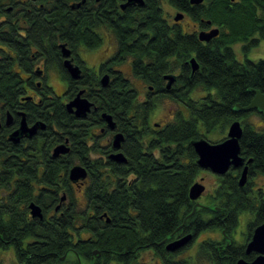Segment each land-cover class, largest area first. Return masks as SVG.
<instances>
[{"label":"flooded vegetation","instance_id":"flooded-vegetation-1","mask_svg":"<svg viewBox=\"0 0 264 264\" xmlns=\"http://www.w3.org/2000/svg\"><path fill=\"white\" fill-rule=\"evenodd\" d=\"M154 9L159 11L164 22L162 25L166 31L164 34L166 42L170 40L172 31H178L183 39L184 51L187 45L192 47L195 45L199 48L192 51V56L187 62L188 76L191 78L201 71L200 60L205 55L213 54L214 58L217 57L216 61L220 58L230 59L241 64L243 69H248L251 63L264 61L262 53H257L264 42L261 38V31L264 32V0H0V80L6 82V86L3 87L4 92L0 89V93L10 94L8 81L10 78L19 80L13 86L14 92L19 96L15 102L0 101V153H3L2 163L0 162V180L5 181L3 184L0 183V203L2 201L18 202L19 208L23 210L25 206L21 200L23 195L21 192L18 194V191H24L26 186L33 188L37 193L41 189H49L41 181L45 170L42 166L43 157L54 158L53 149L60 144H67L71 148L69 153L72 152L73 142L70 137L64 138L63 142L58 143L50 151L31 150L34 143L39 145L42 140L45 143L50 135L58 134L55 124L56 112L52 109L54 103H46L44 100L53 101L55 97H58L66 108V105L83 91L82 98L88 99L93 104L88 116L94 112L99 114L100 119H89L88 116L85 119H77L75 115L68 112L67 108L66 110L70 116L74 117V120L84 126V132L88 135L86 138L88 145H96L98 148L97 151L91 152V162L99 160L100 165L108 164L109 161L120 164L112 160L111 156L122 153L128 159V153L124 148L125 133L114 118L116 128L111 130L107 126L102 118L105 112L98 111L99 107L93 101L94 97H100L103 89L110 86L118 75L130 77L138 101L152 102L156 105L155 110L159 106L157 102L159 97H172L175 96L173 90L181 92L186 89V85L181 81L184 77L182 68L174 73L165 74L161 93H157L158 91H155L153 86L145 84L135 75L133 65L138 60L146 61L148 55H152L153 50L149 54L143 51L123 54L120 49L121 46L132 45L148 50L159 42V37L153 30L160 25L143 21ZM61 14L69 21L67 26L71 37L73 29L81 27L97 36L96 39L90 41L97 46L90 49L86 44H78L72 48L69 43L60 42L59 28L64 27V24L59 23ZM251 14L259 21L254 24L252 31L248 23ZM61 45H65L70 51L68 60L80 69V79H73L65 68L66 58L62 54ZM191 59H195L199 65V69L195 72L190 63ZM125 65L129 68L127 73L122 69ZM243 74H246L245 71ZM166 75L176 77L170 90L166 87L168 83L165 79ZM105 76L110 78L107 87H103L101 83ZM92 77L98 80L99 85L97 83L94 87L91 83L87 85ZM138 82L144 85L141 91L137 87ZM55 83L63 87L62 92L57 91ZM70 89H74L75 95L67 98L66 94ZM197 89L200 90L195 87L190 95L195 94ZM252 90H248L253 93L249 104L255 98ZM175 100L184 107L182 101ZM249 104H236L229 124L230 127L232 123L238 121L243 129L239 140L242 166L232 165L226 173L217 174L211 169L202 168L198 164L199 156L196 154L200 170L195 183L203 185L204 191L195 202L192 201L193 210L196 205L198 207L193 214L186 217L184 226L187 228L180 227L179 230L182 229L180 235L172 240L192 234L193 238L188 245L193 244L196 255L204 256L209 264H237L239 260L252 263L261 255L257 251L248 253V246L253 240L256 229L264 225V160L257 164L253 156L246 154L245 148L252 147L250 143H247L252 138L246 133L248 129L252 128L254 132L264 131V125L262 129L251 127L247 123L248 117L257 114L264 124V116L257 110H235L237 105L244 108ZM152 114L146 122V127L152 132L162 129L177 115L175 113L172 120L164 125L162 123L151 124ZM46 116L51 117L53 125L49 124ZM23 121L29 129L37 126L36 134L32 137L22 135L19 137V142L14 143L11 136L20 129ZM118 133H122L125 139L121 149L115 150L113 139ZM202 135L200 139H205L211 144H221L228 139V132L226 136L217 141H211L207 137L210 134L204 130ZM253 147L257 148V146ZM11 149L15 152H11ZM11 158L18 159L20 167L11 168L9 165ZM27 163L33 164L34 175L29 178L26 176L29 169L26 166ZM245 168L248 169L247 180L244 185H241L240 181ZM94 170L99 173L110 171L105 167L94 168ZM87 172L88 177L85 181L77 184L70 181L72 186L83 191V202H86L84 189L90 185L88 169ZM210 179L214 182L210 183ZM63 196L66 194H61V198ZM67 203L66 196L64 202L61 203V200L58 202L59 209L56 207L51 211L50 208L45 212L39 204H35L42 208L43 220L51 223L59 218L54 211L61 212V208ZM29 206V214L25 213L19 219L30 220L35 226L40 225L37 222L39 219L31 215ZM192 215L194 218L191 220ZM71 228L70 234L73 235V226ZM206 233H210L211 236L204 238L203 235ZM38 241L36 237L29 236L23 240V245L36 244ZM186 247L170 253L166 251V245H163L167 254L166 257L158 256V264L170 262ZM5 253H8L11 261L3 264H27V261L18 257L14 245H9L4 250ZM68 256L67 252L64 256L56 257L50 264H67ZM100 257V251L97 256L93 251L90 261L85 260L84 264H93ZM173 262L181 264L177 261ZM79 264L83 263L79 261Z\"/></svg>","mask_w":264,"mask_h":264},{"label":"trees","instance_id":"trees-1","mask_svg":"<svg viewBox=\"0 0 264 264\" xmlns=\"http://www.w3.org/2000/svg\"><path fill=\"white\" fill-rule=\"evenodd\" d=\"M143 21L160 25L153 30L159 42L148 50L132 45H124L120 49L123 54L134 51L149 54L153 50L146 61L138 60L133 65L135 75L145 84L153 86L157 93H161L165 74L183 68L184 77L181 81L186 89L181 92L173 90L175 96L172 98L183 102L188 116L179 110L172 122L158 131H149L146 122L156 105L150 101H138L131 78L118 75L110 86L103 89V94L94 97L93 101L99 107L98 111L111 114L125 133L124 148L128 159L126 164L109 161L108 164L100 165L99 160H90L91 152L97 151V146L88 145L84 126L68 114L60 98L44 100L54 103L52 109L56 112L58 134L50 135L45 143L43 140L39 145L34 143L31 150L50 151L66 137H70L73 142V149L71 153L57 159L43 157L42 166L45 170L41 181L49 189H41L37 193L26 186L24 191H18V194L21 192L23 195V210L19 208L18 202L0 203V251L14 245L18 257L27 261V264H50L67 252V264H79V261L84 264L85 260L90 261L95 250L100 251L101 257L93 264H146L138 260L140 252L153 249L166 257L163 245L158 244L172 241L182 229L187 228L184 226L185 219L193 212L189 191L200 170L192 142L203 136V130L207 134L215 131L221 133L231 122L234 106L238 103L247 105L253 98V93L248 90H259L264 94V61L251 63L248 69H243L241 64L230 59L220 58L216 61L217 57L214 58L213 54L205 55L200 60L201 71L191 78L188 76L187 62L192 51L199 48L187 45L184 51L183 39L178 31H172L170 40L166 42L164 22L157 9L149 12ZM68 22L61 14L59 23L64 24V27L59 28L60 42H67L72 48L78 44H86L90 49L97 46L90 42L97 36L81 27H75L71 37ZM258 22L251 14L248 20L250 31ZM261 38L264 40L262 31ZM66 79L69 80L68 77ZM8 81L10 94L0 93V101L13 103L19 97L13 89L19 80L10 78ZM89 83L92 87L96 83L99 85L94 77L87 85ZM0 86L4 92L6 82L2 79ZM195 87L205 93L204 97H190ZM74 95V89H70L66 97L72 98ZM45 118L53 125L51 117ZM88 118L100 119V116L93 112ZM247 131L252 136L247 143L252 147L245 148L246 154L253 156L255 162L260 164L264 160V131L254 132L252 128ZM11 152H15L14 149ZM2 158L3 153H0L1 163ZM77 164L87 167L90 172V185L84 189L86 202L76 200L81 190L72 186L69 180V171ZM9 165L11 168L20 167L18 159L13 158ZM26 166L29 168L27 178L32 177L33 164L27 163ZM99 167L110 171L99 173L94 170ZM4 182V179L0 180V183ZM61 194H66L68 203L61 208V212L54 211L59 218L51 223L37 220L40 225L35 226L30 220L19 219L23 214H29L31 202L39 204L44 212L50 208L51 211L55 210ZM104 214L107 216L103 217ZM192 216L191 220L194 218ZM72 226L73 235L70 234ZM29 236L39 241L24 246L23 240ZM165 264L176 263L168 261Z\"/></svg>","mask_w":264,"mask_h":264},{"label":"water","instance_id":"water-1","mask_svg":"<svg viewBox=\"0 0 264 264\" xmlns=\"http://www.w3.org/2000/svg\"><path fill=\"white\" fill-rule=\"evenodd\" d=\"M132 1V0H130ZM203 39V38H202ZM62 54L66 58L64 62L65 68L69 71L70 75L73 79L78 80L81 78V71L77 66L72 64L71 60H68L70 57V51L66 49L65 45H61ZM193 72L199 69V65L195 59H191L190 61ZM165 79L168 80L167 89H172L173 84L176 81V77L174 75H166ZM110 78L109 76H105L101 83L103 87H107L109 85ZM255 93V98L251 101V103L244 108L236 106L235 110H244V111H254L257 110L264 116V94L259 90H252ZM83 91L80 92L75 99L69 102L66 105V108L69 113L75 115L77 119H85L88 114L91 112L93 104L86 98H82ZM102 118L106 121L107 126L114 130L116 128V123L113 120V117L107 113L102 115ZM42 128H45L44 125H41ZM37 126L29 129L26 122L23 121L21 127L18 131H16L12 136L11 140L14 143L19 142V137L22 135H28V137H32L36 134ZM243 129L241 124L236 121L232 123L229 127L228 131V139L221 144H211L205 139L195 140L192 142L193 148L196 154L199 156L198 164L204 169H211L214 173L224 174L229 168L233 165L235 167H240L243 164V159L240 157V144L239 140L242 137ZM124 135L122 133H118L114 136L113 139V147L115 150H120L121 145L124 141ZM71 148L67 146V144H60L53 149V157L57 158L61 155L69 154ZM111 159L120 163L126 164L127 158L122 153H118L111 156ZM248 169L245 168L242 174V178L240 181L241 185H244L247 180ZM88 177L87 169L81 165L73 166L69 171V179L73 183L77 184L80 181H85ZM204 191V186L200 183H194L189 191V198L191 201H196ZM66 200V196L61 198V203ZM31 215L33 218H38L39 220H43L44 214L42 208L35 203L30 204ZM60 206L57 207L59 209ZM198 205L194 207L192 214L196 211ZM107 215L104 214L103 217ZM107 222H110L107 219ZM193 235L188 234L184 237L176 239L171 242L163 241L158 244V246L166 245V251L170 253H175L180 251L184 247H186L192 240ZM167 243V244H166ZM252 251L260 252L261 255L252 263H248L245 260H239L237 264H264V225L259 226L254 234L252 242L248 246V253ZM99 251H94V255L97 256Z\"/></svg>","mask_w":264,"mask_h":264},{"label":"rangeland","instance_id":"rangeland-1","mask_svg":"<svg viewBox=\"0 0 264 264\" xmlns=\"http://www.w3.org/2000/svg\"><path fill=\"white\" fill-rule=\"evenodd\" d=\"M257 53H262V55L264 56V42L262 43ZM122 69L126 73L129 72V68L126 65ZM55 86L59 93L62 92L63 87L60 84L55 83ZM143 86L144 85L142 84V82L137 83V87L140 91L143 89ZM204 94L205 93L201 89L200 90L197 89L196 93L193 95H190V97L193 99H199V98L204 97ZM157 102L159 106L151 115V118H150L151 124L162 123L165 125L167 122L172 120L175 113H177L179 110H183L184 111L183 114H185L186 117L188 116L187 110H185L183 106H180L178 102L175 99H173L171 96L159 97L157 99ZM247 123L255 129H262L264 125L262 123V118L257 114H252L251 116H249ZM228 127L229 125L221 133H219L218 131H215L213 133H210V135H208L207 137L211 141H217L221 139L223 136H226V133L228 132ZM209 182L210 183L214 182V180L210 179ZM76 199L78 202H83L84 196H83L82 191H79L77 193ZM209 236H211L210 233H206L203 235L204 238H207ZM87 237L88 236H86V238ZM196 254L197 253L195 251V247L193 246V244H191V245H188L184 250H182V252H179L178 256H176L174 259H171V261L172 262L177 261V263L179 262L181 264H209L208 259H206L204 256H201V255L199 256ZM158 256H160L158 252L154 251L153 249L152 250L148 249L138 254V260L146 264H158L159 262ZM193 257H195V259ZM9 259L10 258L8 256V253L4 254V251H0V262L1 263H9L11 261ZM114 264H117V263H114Z\"/></svg>","mask_w":264,"mask_h":264}]
</instances>
